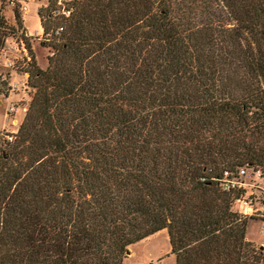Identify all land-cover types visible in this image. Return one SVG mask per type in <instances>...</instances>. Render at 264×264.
<instances>
[{
    "label": "trees",
    "instance_id": "16d2710c",
    "mask_svg": "<svg viewBox=\"0 0 264 264\" xmlns=\"http://www.w3.org/2000/svg\"><path fill=\"white\" fill-rule=\"evenodd\" d=\"M17 7L0 70L23 39L34 91L0 137V264H124L163 230L176 264H264L221 188L264 171V0H77L44 68Z\"/></svg>",
    "mask_w": 264,
    "mask_h": 264
},
{
    "label": "built area",
    "instance_id": "2783aa9c",
    "mask_svg": "<svg viewBox=\"0 0 264 264\" xmlns=\"http://www.w3.org/2000/svg\"><path fill=\"white\" fill-rule=\"evenodd\" d=\"M38 7V15L40 19V29L28 30L25 26V15L28 12L29 0H10L12 6L17 7L23 16V30L20 34L30 40L39 42H51L53 39L59 38L62 34L65 23L64 21L71 17L77 0H40ZM39 10L43 11V16L39 14ZM46 14V15H45ZM53 19L59 22L55 27L47 30L45 23ZM21 39V38H20ZM2 66L9 70H24L30 62V52L21 39L19 42L5 43L1 51ZM54 54V53H52ZM27 78L28 74H24ZM0 86L7 88L8 92H15L18 89L17 82L10 80L7 73L0 72ZM19 108V103L13 104L8 109V114L15 116ZM17 121L14 118V122ZM18 130L0 129L1 139L13 142L15 134ZM221 188L223 191L230 192L238 190L239 195L236 198V206L240 215L259 221L264 226V171L254 167H239L236 171H225L222 176ZM156 264V263H152Z\"/></svg>",
    "mask_w": 264,
    "mask_h": 264
},
{
    "label": "rangeland",
    "instance_id": "374dc122",
    "mask_svg": "<svg viewBox=\"0 0 264 264\" xmlns=\"http://www.w3.org/2000/svg\"><path fill=\"white\" fill-rule=\"evenodd\" d=\"M40 0H29L28 12L25 15V26L28 30L40 29V19L38 15V7ZM9 17H13L9 12ZM10 18V19H11ZM12 21V19H11ZM32 49L35 60L41 67H46L47 57L54 51L53 48H46L45 43L36 39L32 41ZM0 72L7 73L11 70L2 66ZM13 81L17 82L18 89L10 92L8 95L0 93V129L18 130L23 119L26 116L28 103L31 101L33 89L28 87L27 78L24 74L12 71ZM15 103H19V108L15 116L8 114V109ZM14 118L17 121L14 122ZM247 239L252 241L256 247L264 246V226L259 221L249 220L247 227ZM132 248V247H131ZM171 244L167 232L157 233L151 238L141 241L133 246L134 254L124 259V264H176L174 255L170 252ZM130 250V248H129Z\"/></svg>",
    "mask_w": 264,
    "mask_h": 264
},
{
    "label": "crops",
    "instance_id": "0c3cea01",
    "mask_svg": "<svg viewBox=\"0 0 264 264\" xmlns=\"http://www.w3.org/2000/svg\"><path fill=\"white\" fill-rule=\"evenodd\" d=\"M26 23V22H25ZM12 73V72H11ZM11 75V74H10ZM11 78H12V75H11ZM12 80H13V78H12ZM162 232H167V235H168V231L167 230H163ZM162 232H160V233H162ZM159 233V232H158ZM157 233H155L154 235H156ZM154 235H152V236H154ZM152 236H150L149 238H151ZM149 238H147V239H149ZM168 238H169V236H168ZM147 239H145V240H147ZM145 240H141V241H145ZM140 241V242H141ZM139 243V242H138ZM137 244V243H136ZM263 245H264V242H263ZM134 246V245H133ZM133 246H132V248H130V250H129V256H131V255H133L134 254V250H133Z\"/></svg>",
    "mask_w": 264,
    "mask_h": 264
},
{
    "label": "water",
    "instance_id": "95a60500",
    "mask_svg": "<svg viewBox=\"0 0 264 264\" xmlns=\"http://www.w3.org/2000/svg\"><path fill=\"white\" fill-rule=\"evenodd\" d=\"M128 253H129V251H128Z\"/></svg>",
    "mask_w": 264,
    "mask_h": 264
}]
</instances>
